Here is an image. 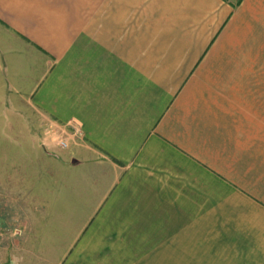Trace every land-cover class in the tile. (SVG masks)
Here are the masks:
<instances>
[{"label": "crops", "instance_id": "1", "mask_svg": "<svg viewBox=\"0 0 264 264\" xmlns=\"http://www.w3.org/2000/svg\"><path fill=\"white\" fill-rule=\"evenodd\" d=\"M263 15L264 0H0V166L46 264H210L230 179L208 78ZM69 122L80 140L44 145ZM241 234L235 264H264L263 201L246 253Z\"/></svg>", "mask_w": 264, "mask_h": 264}, {"label": "rangeland", "instance_id": "2", "mask_svg": "<svg viewBox=\"0 0 264 264\" xmlns=\"http://www.w3.org/2000/svg\"><path fill=\"white\" fill-rule=\"evenodd\" d=\"M254 20L253 31L242 37L239 65L231 61L222 69L215 65L220 73L209 75L204 99L210 106L208 119L212 120L213 114L218 121L215 125L220 127L209 130H216L219 135L224 133V142L220 140L223 143L221 158L226 177L230 179L224 193V209H214L223 212L218 217L221 221L209 228L210 232L222 235L218 250L213 247L217 241L210 240V264H235L237 257V263L241 261L239 256H234L239 247L238 241L233 240L236 234L242 233L239 240L245 247L241 245L243 252L252 250V200L264 202V15ZM230 58L233 60L232 55ZM202 68L198 66L193 75H205L201 73ZM221 72L224 75H220ZM8 118L9 113L0 112V124L6 123L4 120ZM40 133L37 128L35 135L40 136ZM6 134L8 129L0 128V135ZM37 179L39 177H34V182ZM15 183L8 170L0 166V264H46L56 257L42 255L39 241L26 239L23 230L11 223L20 211L23 216L24 211L29 215L23 208L24 193L12 190ZM213 217L210 220L215 219Z\"/></svg>", "mask_w": 264, "mask_h": 264}, {"label": "built area", "instance_id": "3", "mask_svg": "<svg viewBox=\"0 0 264 264\" xmlns=\"http://www.w3.org/2000/svg\"><path fill=\"white\" fill-rule=\"evenodd\" d=\"M83 137V130L79 123L69 122L64 124L51 123L45 130L46 146L48 142L61 150L69 149Z\"/></svg>", "mask_w": 264, "mask_h": 264}]
</instances>
